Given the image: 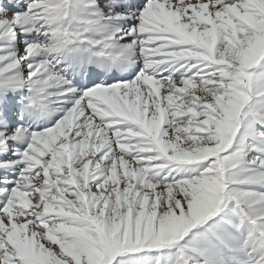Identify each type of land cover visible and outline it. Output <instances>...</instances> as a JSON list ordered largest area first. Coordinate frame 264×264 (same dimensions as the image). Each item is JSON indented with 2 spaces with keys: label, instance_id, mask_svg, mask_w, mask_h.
<instances>
[{
  "label": "rangeland",
  "instance_id": "374dc122",
  "mask_svg": "<svg viewBox=\"0 0 264 264\" xmlns=\"http://www.w3.org/2000/svg\"><path fill=\"white\" fill-rule=\"evenodd\" d=\"M177 1L143 0L135 11L143 21L120 27V39L115 14L101 11L109 0H0V264H264L254 230L264 231V0H216L218 25L203 2L184 26L165 13ZM28 12L44 37L21 16ZM87 17L104 39L85 29ZM63 20L85 48L124 46L136 61L130 80L113 77L107 93L79 97L82 125L111 129L112 153L136 159L137 170L111 158L72 162L101 143L81 140V127L73 135L74 85L40 67ZM230 20L248 34L222 31ZM136 35L142 44L128 45ZM165 77L182 81L170 90ZM37 91L48 114H36L47 123L35 131L24 109ZM141 109L147 118H134Z\"/></svg>",
  "mask_w": 264,
  "mask_h": 264
},
{
  "label": "bare ground",
  "instance_id": "6f19581e",
  "mask_svg": "<svg viewBox=\"0 0 264 264\" xmlns=\"http://www.w3.org/2000/svg\"><path fill=\"white\" fill-rule=\"evenodd\" d=\"M153 1L156 2L160 6L167 5L170 2V0H153ZM135 2H141L142 3L143 0H109V2L104 3V7L101 9V11L104 12L105 14H115L113 16L108 15L111 19H113V21L115 23L114 24L115 29H116L115 31H117L115 34L121 35L120 30H122V29H120V27H124L127 29V31H131L132 28L135 27L136 21L137 22L143 21L142 19H140L136 16L135 11H133L131 8L132 4H134ZM203 2H204V6L206 5L208 8H211L210 11H213L215 13V14H213V18H214L216 24H217V22H219V24H220L222 16L216 14L217 13L216 10H217V7L219 6L220 2L218 3L216 0H178L176 4L171 5L168 8H166L165 13H167L168 19L172 20L174 24L184 26V24H188L194 20L195 16L198 14L197 13L198 9L201 7V4L203 5ZM222 6L226 9V7L228 5L225 4ZM128 9H130L131 11L129 13H126L128 11ZM26 15L29 16V19L32 21L34 29L36 31H38V34L41 37H44L47 34L46 33L47 31H45V27H43L41 25L40 21H38L36 18L33 17L34 14H32L31 12L30 13L28 12L24 16L23 15H21V16L25 17ZM149 17H151V16L148 15V18ZM26 21H27V19H26ZM263 24H264V21H262V23H260L261 30L264 28V27H262ZM234 28L240 34H248V32H249V30L245 29V27L240 26L238 23L233 22L231 20L226 25H224V26L222 25L220 29L222 31H224V29H226L228 31L233 32ZM260 28H258V29H260ZM254 29H255V26L251 27V30H254ZM207 30H209L208 27L200 28L201 33H199V34H202V35H200L199 37L200 38L205 37ZM218 32H220V31H218ZM98 35L104 39L103 34H98ZM130 35L128 34L127 36H130ZM121 37H123V36L121 35L120 39H121ZM131 37L132 38H130V40L127 41L128 45L135 47V46H140L142 44L141 40L138 39L137 35H136V38H134L133 36H131ZM62 50L64 51L63 43H60V44H58L57 50H54V51L50 52V54H48L47 56L41 58L43 64H41L40 67L47 70V74L49 76H51L55 81H57L61 86L68 88V86H70V85L72 86V84H73L75 87L74 88L72 86L73 88L70 90V93H71V100L70 101L72 103L73 111H74L75 115H77V118H78L77 124L73 129L74 130L73 135L78 133L80 131V127H81V128H83V131H82L83 137L81 138V140L84 138H92V139L98 141L99 143H101L100 148L95 149L94 151H89L88 149H84V147L82 146L83 149H81V151L79 153H77L75 156L72 155V156H74L72 159V162L77 163V160H79V163L81 164L82 162H85L86 160H93V162H94L96 159H101V160L107 161L106 159L111 158V159L115 160L116 165H118L117 163H119V161H116V160H122V162L128 164L127 166L129 168H135L137 170L138 168L136 166L133 167L134 164H132L133 163L132 161L136 160V159H131V157L128 156L127 154H124V155L122 154L119 156L118 154L112 153L113 147H112V144L110 143V139H112V137L114 136V132L111 129H108L105 125L101 124L98 120H95V119L92 121H88L87 122L88 125L86 127L82 125L83 120L84 119L88 120L89 116L86 115V109L84 107L83 102L80 100V97H79V92H83V90H85V89L86 90L84 92H87L88 94L91 95V94H105V93H107L108 88L113 87L110 84H108V85H99L98 83H95V85L92 84L94 78L90 77L91 74L97 73L98 71H102V70H105L107 68H110V71L107 73L108 78H113V77L119 78V79L123 78V81H125L129 76L132 77V76L136 75L135 74L136 73V71H135L136 61H134L132 59V57H128L127 51H126L124 46H121L120 48H117L115 50L114 54L117 55L118 57H120V61L118 62L117 65H112V64L106 62V58L104 57L105 58L104 59L102 55H101V58L103 59L102 64L99 63V59H96L95 57L90 58L89 53H83L81 55H78L80 52L79 48L76 51V53H74L72 56H67L65 54V52L62 53ZM109 53L112 54V52H107V54H109ZM83 61H84V65L81 64ZM64 64H65V67L72 70L74 73H72V74L63 73L61 66ZM76 64H78V65L75 68ZM142 65L147 70L151 69L155 74L163 75V74H161L162 70L164 72V69L161 68L162 66H160V64H158V63H154L152 60H146L143 62ZM159 70H161V71H159ZM80 71H84L89 76L85 77V78L82 77ZM165 78H167V79L164 81V85L166 86L167 89H170V90L177 88L179 86V83L182 81V80L173 79L170 77H165ZM188 82L190 83L191 81H188ZM191 83L199 86V83H197V82L193 81ZM144 111H145L144 109H141L140 111H138L134 118H136V119L139 117L147 118V114H144ZM39 112L40 111L38 109L36 111L34 108H30V107H29V109L24 110V113L30 117L36 115ZM149 120H150V118H149ZM33 125L35 128V131H37L39 128L44 127L39 122H36V121H34ZM152 126H153V124L151 122L149 124V128L152 129ZM82 135H80V137ZM74 139H79V138L75 137ZM75 142L79 143L80 140H76ZM89 142H90V140H89ZM158 142H159V140H158ZM161 142H163V145L165 148H166V146H170V147L175 146L174 145L175 142L173 140H166V141L161 140L160 143ZM164 147H163V149H164ZM75 150H76L75 152L78 151V149H75ZM103 150H105L106 152L104 153ZM251 196H253V195H251ZM260 209H262V207ZM255 213H257V212H255ZM258 229H260L264 235V231L259 227H258ZM262 242H263L262 239L259 238V243H261V245H262Z\"/></svg>",
  "mask_w": 264,
  "mask_h": 264
}]
</instances>
